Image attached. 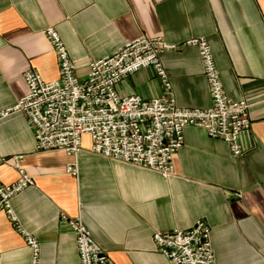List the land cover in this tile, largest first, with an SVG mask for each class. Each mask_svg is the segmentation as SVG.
Returning a JSON list of instances; mask_svg holds the SVG:
<instances>
[{"label": "crops", "instance_id": "1", "mask_svg": "<svg viewBox=\"0 0 264 264\" xmlns=\"http://www.w3.org/2000/svg\"><path fill=\"white\" fill-rule=\"evenodd\" d=\"M54 28L85 79L89 65L141 36L182 45L209 42L225 94L244 100L251 128L242 156L188 127L174 156L173 175L90 152L84 136L76 155L36 151L26 117L0 120V183L33 179L11 201L16 222L0 211V264H32L26 235L40 247L39 264H80L68 217L80 216L114 264H169L156 251L155 232L187 230L198 220L211 229L216 264H264V0H0V112L27 94L23 74L58 79V61L44 35ZM176 104L207 109L210 92L197 48L160 56ZM120 96L153 99L164 93L152 67L116 86ZM75 163V176L66 172Z\"/></svg>", "mask_w": 264, "mask_h": 264}, {"label": "built area", "instance_id": "2", "mask_svg": "<svg viewBox=\"0 0 264 264\" xmlns=\"http://www.w3.org/2000/svg\"><path fill=\"white\" fill-rule=\"evenodd\" d=\"M44 35L53 46L59 68L58 79L45 81L33 70H27L23 79L27 94L17 103L0 112V120L14 113L23 114L30 126L36 151H63L76 155L82 139H90V152L123 163L153 170L164 179L173 175L174 156L184 144L188 127L201 129L211 139L229 146L234 157L243 154L240 137L251 128L249 104L234 101L224 92L211 46L207 39L194 38L182 45H171L162 38L141 36L126 43L113 55L89 65L85 79H78L76 66L54 28H46ZM181 46L197 48L203 74L210 92L211 105L207 109L178 107L160 56ZM152 67L161 80L164 93L153 99L138 95L120 96L116 86L133 73ZM14 162L21 179L11 185L0 183V211L10 215L11 201L18 193L34 184L33 179ZM66 172L75 176V163L67 165ZM75 236L80 264H114L97 244L80 216L68 217ZM211 229L198 220L187 230L153 234L156 251L169 264H216L211 245ZM32 250V264H39V243L26 235Z\"/></svg>", "mask_w": 264, "mask_h": 264}]
</instances>
